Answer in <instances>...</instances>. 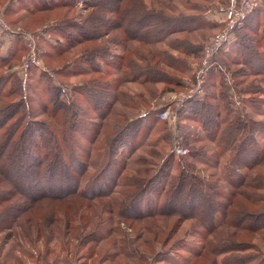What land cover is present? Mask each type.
Segmentation results:
<instances>
[{"label":"rangeland","instance_id":"obj_1","mask_svg":"<svg viewBox=\"0 0 264 264\" xmlns=\"http://www.w3.org/2000/svg\"><path fill=\"white\" fill-rule=\"evenodd\" d=\"M49 1L51 0H0V16L7 27V38L0 43V56L6 58L13 50L11 47L17 43L23 45L25 49L23 53L16 51V58L11 68L3 67L4 63L0 62V74L15 77L9 78L6 85L8 88L10 84L13 86L17 83L16 78L24 83L23 92L28 104V109H25V115H23L24 123L34 120L44 124L50 123L45 115H41L40 104L46 100L45 91H43L46 84H51L63 90L64 101H75L76 105H71L73 111L72 114L68 113V118L74 119L76 126L99 129L95 140L87 143L86 179L98 173L97 168L104 161L105 152H113L112 156L116 151L118 152L117 157L120 158L118 162L122 170L114 193L89 203L76 219L75 217L70 219L61 211L55 210L54 213H58L59 216L52 217L53 222L50 219L46 222L45 218L39 221L38 218L41 215H38V212L40 214L48 205L70 208L69 204L51 199L53 201L26 205L18 197H11L0 207V211L4 210L5 206L14 208L25 205L30 210L29 216L33 217H28L30 221L25 223L26 217L19 216L17 220L21 224L20 229L13 227L11 230L3 229L2 231L0 228V264H213V257L208 252L203 258H196V255H200L198 254L200 247L209 236L212 244L227 243L230 238L234 240L232 246L243 241L249 243L247 250L233 254H257L256 250L260 249L264 255V230L240 231L228 224L219 223L204 237L203 229L200 227L201 220L162 216L129 220L120 218L116 214L119 201L126 200L130 194L129 188L133 178L140 175L143 177L150 175L152 178L155 172L158 173L160 170V161L163 158H171L168 172L178 175L179 158L189 154L194 143L189 142V145L185 143L181 133L184 121L179 116V112L190 100L181 103V100L177 98L183 99L190 90L195 89L198 81L197 74L202 68L207 45L228 23L226 11L230 0H131L134 9L142 5L145 10L157 16V28L163 31L168 30L157 35V38L161 39L158 43L130 41L124 46L114 43L117 41L116 38H119L116 30L100 33L105 25L111 23L113 26L116 18L110 15L107 18L101 14L102 12L91 13L80 0L73 5V8L53 7L51 10L39 11L35 9L31 15H25L26 12L19 7V5H25L31 8L32 6L43 8L44 5L50 4ZM235 2L236 5L239 4V0ZM5 9L8 12L7 17L3 14ZM251 14H254L255 19L248 25L251 28L254 27L255 31L249 33L246 28V37L239 39L235 30L242 26L244 21L233 29L229 40L217 52L219 54L222 52L221 58H224L226 63L217 65L214 55L211 68L206 72L201 96L212 94V104L220 106L221 102L217 98L218 82L223 76L222 83L232 87L230 93L232 106L237 108L244 106V110L251 117L264 123V104L255 105L256 108H253L244 103L249 99L264 102V76L259 75L256 79L249 76V69L243 63L244 60L254 63L256 54L264 53V0H256V6ZM16 18H18L17 21L8 22ZM71 23L74 24L73 36H78L74 30H77L76 28L81 24L84 26V23L87 24H85L86 27L91 24L83 31L84 36L89 35L95 38L100 36L92 43L97 47L96 50L102 53H96L92 61H85L86 58L81 60L83 51L91 44L89 42L81 43L64 54H57L63 39L54 29L62 25L70 26ZM93 26L96 28L93 29ZM128 29L135 31L132 25L128 26ZM24 34L34 36L39 63V66L25 71L21 67L29 51L21 39V35ZM141 39L148 40V37L141 36ZM236 40L239 43L246 40L247 45L241 47L243 51L240 50V44H233ZM123 48L128 61L122 68L118 66L120 62L117 58L122 56ZM255 48L257 52H254ZM154 65H157L158 70L148 73L147 70ZM93 70H97L99 74L93 73ZM129 70H132L135 75L146 70L145 78L148 80L139 81L140 78L131 80ZM236 71H239V75L234 77L233 72ZM226 75L230 77V85L224 78ZM244 78L246 80L239 85L243 91L239 92L240 88L234 87V83ZM96 79L102 80L105 85L108 84V93L105 89L100 91L93 89L92 81L97 82ZM168 80L172 81L171 85L165 83ZM176 83L180 85H173ZM250 86L254 88L248 91ZM75 92L82 94H75ZM201 96H197L194 100ZM236 97L240 100L239 106L234 102ZM96 98L103 102L100 107L102 113L91 106ZM2 103L4 100L0 99V104ZM252 104L255 103L252 102ZM179 105L182 106L180 109ZM160 108L163 109L159 110ZM155 110H159L158 114L163 110L170 112V119L158 118L160 121L156 120L155 123L146 126L145 134L140 132L135 138L128 140L127 143L130 146L127 144L118 146L115 143L111 145L114 136L121 130H114L116 125L124 122L133 125L143 120L142 127H144L145 124L150 123L151 119L145 118L146 114L153 113ZM81 111L85 114L81 115ZM59 116L58 123L63 120L64 115L60 112ZM185 123L188 122L185 121ZM189 130L192 135L200 137L205 133L193 123L189 126ZM3 132L7 133V130L4 128ZM122 134L123 130L117 138ZM260 137L264 139L262 135ZM205 138L207 155L197 164V171L192 173L199 174L205 180L209 176L208 180L218 182L217 202L221 203V213L227 209L228 206L225 204L228 199L237 202L238 205L244 204L248 210H253L256 206L255 201L247 195L246 190L235 192L228 182L229 179L224 171L228 162L227 150L217 144L214 134L207 135ZM201 145L200 142L194 146ZM175 147L185 151L177 154ZM65 158L68 160V155ZM250 173L252 177L256 174L264 176V165L258 169H252ZM59 174L58 172L54 176ZM165 176L155 178L156 186L162 184L161 187H164ZM252 177L247 178V183L252 182ZM261 181L264 187V178H261ZM1 190L7 191L8 186L2 184ZM150 191H147L150 192L149 195L155 196L156 193ZM260 192L264 193V188ZM216 220L218 222L219 218L217 217ZM224 255H230L229 250H226ZM218 259L220 261L222 256Z\"/></svg>","mask_w":264,"mask_h":264},{"label":"trees","instance_id":"obj_2","mask_svg":"<svg viewBox=\"0 0 264 264\" xmlns=\"http://www.w3.org/2000/svg\"><path fill=\"white\" fill-rule=\"evenodd\" d=\"M77 1L51 0L49 1L50 4L44 5L43 8H33V6L31 8L25 5H19V7L20 10L26 12L25 15H31L35 12V9L39 11L51 10L53 7L73 8ZM80 1L86 5V9L91 13L102 12L101 14H104L107 18H109L108 15L116 18V23L113 26L111 23L105 25L103 31L100 32L104 33L107 31L110 33V31L116 30L119 33V38H116L118 42L114 41L116 45L124 46L130 41H146L147 44L158 43L161 39L157 38V35L168 30L163 31L157 28V16L145 10L142 5L138 8L139 10L137 8L134 9L131 0ZM3 14L5 17L8 16L6 9L3 10ZM17 19L8 20V22L13 23ZM254 19V14H251L244 20L243 25L235 30L236 36L240 37L239 39L246 37L245 32L247 29L249 33L255 31L254 27L251 28L248 25ZM69 25H62L54 29V31L60 33L59 35L63 39L59 44L58 55L69 52L85 42L91 44L83 51L81 60L86 58L85 61H88L94 58L96 53H102L96 50L97 47L92 43L96 38H100L99 35L96 38L89 35L84 36L83 31L90 27L91 24H88V27L85 26L86 28L82 24L78 26L77 30H74L78 36H73L72 34L74 24L71 23ZM131 25L135 27V31L130 30L131 28L128 29V26ZM92 28L95 29L96 26ZM141 36L148 37V40L141 39ZM233 44H240V50L243 49L241 47L247 45L246 40L243 43H239L236 40ZM11 48L13 50L9 52L6 58L0 56V62L4 63L3 67L5 68L12 67V63L16 58V51H21V53L25 51L23 45H18V43ZM257 51L255 48L254 52ZM125 54L126 52L123 48L122 56L117 58V61L120 62V64L118 63L119 67L123 68L127 65L128 60ZM221 55L222 52L215 55L217 65L219 63L225 65L226 63L224 58H221ZM243 63L249 69H246L249 76H253L254 79L259 75L264 76V53H257L254 63H251L250 60H244ZM153 70H158L157 65L152 66L147 72L154 73L152 72ZM129 71L131 80L139 78V81L148 80V78H145L147 77L146 70L136 75L133 74L132 70ZM93 73L99 74L97 70H93ZM237 74L239 75V71L233 72L234 77ZM12 76L0 74V99L4 100V103L0 104V207L6 201H9L11 197H18L26 205L57 199L55 202L68 203L70 208L48 205L40 214L38 212V215H41L38 218L39 221L45 218L46 222H48V219L53 222L54 219L52 217L59 216L58 213H54L55 210L61 211L70 219L72 217L76 219L89 203L114 193L117 179L122 170L120 162H118L120 159L117 157L118 152L116 151L114 156H112L113 152H105L104 161L97 168L98 173L86 179L85 159L87 158L85 155L87 154V143H92L95 140L99 129L76 126L74 119L70 120L68 118V113L72 114L73 111L71 105H76L75 101H64L62 98V96L64 97L63 90L51 84H46L43 90L45 91L46 100H43L42 103L40 102L41 115H45L50 120V123L44 124V122L36 120L24 123L23 115H25V109H28V104L25 100L26 95L23 92L24 83L16 78L17 83H14L13 86L10 84L8 88L6 85ZM240 76H242V73H240ZM13 78L15 77L13 76ZM246 78L237 80L234 83V87L240 88L239 85ZM221 79L218 82L217 93V98L221 102L220 106L212 104L211 98L213 95L209 93L204 94L199 99L188 101L179 112V116L184 121L181 126V133L185 143L192 142L194 144L193 146L191 145L192 149L190 148L189 154L179 158L178 175H172L171 172H168L169 163L170 161L172 162L171 158H163L160 161V170L158 173L155 172L156 174L152 178H150V175L147 177L140 175L133 178L129 188L131 189L129 196L126 197V200L121 199L119 201L117 216L129 220H144V218L155 216L175 217L183 220H201L202 224H200V227L203 229L204 237L211 233L219 223L228 224L238 228L240 231L255 232L259 229L264 230V193L260 192L264 188L261 181L264 176L263 174H256L252 177L250 173L252 169H258L264 165V139L262 140L260 137L262 135V138H264V123L251 117L244 110V106L240 108L232 106L230 101L232 87L224 85ZM96 80L97 82L95 80L92 81L93 89H96V91L105 89L108 93V84L105 85L100 79ZM165 83L171 85L172 81L168 80ZM178 83L173 85H180ZM104 86L106 87L104 88ZM252 88L254 87L250 86L248 91ZM238 91L241 92L243 90L240 88ZM248 93L251 94L252 92ZM75 94L82 93L75 92ZM252 102L255 104L253 105ZM244 103L253 108H256L255 105L262 106L264 104L261 100L252 101L250 99L248 101L245 100ZM92 104L91 106H93L94 110L97 112L101 111L100 107H102L103 102H100V99L96 98L95 101H92ZM76 108L78 107L76 106ZM217 108H220V110H217ZM162 109L160 108L159 110ZM159 110L146 114L145 118L151 119L150 123L145 124L144 127H142L143 120L133 125H129L127 122L116 125L114 130H121L114 136L111 145L115 143L118 146L124 144L130 146L127 143L129 139L135 138L140 132L145 134L147 132L145 130L146 126L155 123L156 120L160 121L156 117V113ZM60 112L63 113L64 117L58 123ZM80 114L84 115L85 112L81 111ZM185 121L188 123H185ZM191 123L202 129L205 132L204 136L192 135L189 130ZM4 128L7 133L3 132ZM122 130V136L120 135L117 138ZM211 134L215 135L217 144L228 152V162L224 167L226 177L229 179L228 182L233 186L235 192H240L242 189L246 190L247 195L255 201L256 206L253 210H248V207L244 204L238 205L237 202L228 199L225 204L228 207L221 213V203L217 202V199H219L217 194L218 182L216 180H208L209 176L205 180L199 174L195 175L192 173L197 171V164L207 155L204 141L205 137ZM200 142L202 143L201 146H194ZM66 155L69 157L68 160L65 158ZM64 166L65 168H62ZM58 172L60 173L59 176H54ZM163 175H166V183L162 188V184L156 186L155 178ZM249 176L252 177L251 183H247ZM2 184L8 186L7 191L1 190ZM150 190L156 193L155 196L149 195ZM147 191L150 192L148 193ZM5 209L0 211V228L2 231L11 230L13 227L20 229L21 224L17 220L19 216L26 217L25 223H29L30 219L28 217H33L29 216L30 210L25 205L14 208L5 206ZM9 216L12 218H6ZM217 217L219 218L218 222L216 220ZM209 237L200 247L198 252L200 255H196V258L201 259L208 252L213 257V264H264V255L260 252V249L256 250L257 254H233L234 252L241 253L247 250L249 248V243L247 242L243 241L238 245L232 246L231 244L234 243V240L230 238L227 243L212 244ZM226 250H229L230 255H224ZM219 256H222L220 261L218 259Z\"/></svg>","mask_w":264,"mask_h":264},{"label":"built area","instance_id":"obj_3","mask_svg":"<svg viewBox=\"0 0 264 264\" xmlns=\"http://www.w3.org/2000/svg\"><path fill=\"white\" fill-rule=\"evenodd\" d=\"M255 6H256V0H239V4L237 5L235 0H230V4L226 11L228 23L225 24L221 32L217 33V35H215L207 45V48L205 50V57L201 65L202 68L197 74V78H198L197 85L196 87H194L195 89L190 90V92H188L183 99H181V97L177 98L178 100H181V103L185 102L188 99L189 100L194 99L197 96H201L203 94L202 86L204 85L205 82L206 72L211 68L210 66L213 63L214 55H216V53L219 51L222 45L229 40L233 32V29L252 13ZM6 38H7V27L0 16V41ZM21 39L23 44L29 51L28 55L24 59L21 69L25 71L30 69L31 67L39 66V63L37 62V54H36L37 48H36L34 36L29 34H24L21 35ZM225 80L228 82L227 84L229 85L231 84L230 77H228L227 75L225 76ZM234 102L237 106L240 105L239 98L237 97L234 98ZM181 107H182L181 105L178 106L179 109ZM156 117L160 118L161 120L170 119V112L163 110L159 114L157 113ZM182 151L185 150H182L180 147H175V152L177 154H182Z\"/></svg>","mask_w":264,"mask_h":264}]
</instances>
